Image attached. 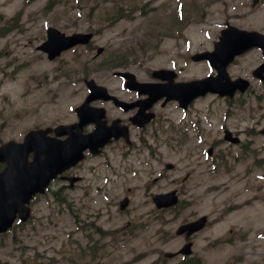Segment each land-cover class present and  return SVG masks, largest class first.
Instances as JSON below:
<instances>
[{"label": "rangeland", "instance_id": "374dc122", "mask_svg": "<svg viewBox=\"0 0 264 264\" xmlns=\"http://www.w3.org/2000/svg\"><path fill=\"white\" fill-rule=\"evenodd\" d=\"M51 1L0 0V27L16 25L0 38V141L19 138L28 127L46 123L53 115L69 120V107L82 97L70 91L67 78H61L60 82L51 78L50 85L43 83L40 88L37 85L39 81L36 83L34 80L43 73L52 77L55 68L52 62L37 61L35 66L40 68V74H36L38 69L35 70L30 61L27 63L34 52L30 43L34 39L35 44L40 43L38 35L47 25L69 33L86 30L97 33L94 44L105 47V53L96 60L93 59L95 48L93 51L80 49L69 53L66 55L67 67L73 66L71 61L74 58H79L80 63H94L98 69L91 76L107 87L114 86L113 82L118 86L115 77L111 76L116 66H101L108 58L116 60L122 69L128 67L142 79L151 78V72L156 68L174 66L181 79L201 78L211 72V68L204 62L190 60V56L213 49L226 19L231 18L233 24L253 22L264 25V3L255 11L247 6L249 0H53L48 8ZM240 13L243 16L237 20ZM178 14L180 21L188 17L184 28L178 31V35L179 25L166 33L175 23L178 24L175 16ZM163 29L168 30L158 33ZM122 58L128 62L126 66H122ZM255 61L254 55L246 58L248 65ZM19 65L23 66L24 81L7 78L4 71L11 72ZM26 86L33 87L34 91L30 100L23 103L20 93L21 90L26 93ZM244 95L233 102L216 96L200 99L192 111L194 131L197 126L201 129L195 134L206 137L207 142L220 138L224 128L240 135L242 147L220 145L216 158L223 156L224 164L217 168L211 163L209 168L203 163L189 182L190 186H170L169 182L175 178L173 173L158 186H131L137 207L135 212L131 209L129 215L118 213L116 201L110 202L113 203L112 208L107 207L104 199L91 200V196L96 198L95 192L89 198L79 200L81 189L68 191L62 186H54L55 194L62 189L63 195L57 194L61 201L55 200L53 191L50 197L41 200L35 211L37 224L18 228V241L10 240L0 252L2 262L153 264L163 256V252H173L182 246V239L175 236V230L182 221L201 215H208L211 219L210 227L198 235L195 242L194 254L202 264H253L260 261L257 255L264 257V134L261 133L264 128V91L253 90ZM191 144L195 150L196 143ZM187 152L191 154L193 147L180 150V153L163 149L162 154L168 161H178L176 174L183 175L188 163ZM193 159V163H197V155ZM176 187L180 190L182 207L176 214L177 220L165 228L172 232L170 240L161 239L163 235L158 230L164 227H160L161 223L153 217L160 215L154 212L151 197ZM83 189L90 190L87 186ZM120 189L121 186L118 190L112 189L111 197L118 198ZM63 200L71 205L67 207ZM101 210L103 215L97 222L106 229L124 226L128 216L133 215H140L146 227L135 236L122 238L113 253L86 252L80 256L77 244L87 239L85 232L77 234L74 215L76 213L80 220L85 221L87 211ZM230 228H234L236 233H230ZM225 232L232 241L223 240ZM86 233L95 241H104L92 230ZM177 260L166 259L163 264H176Z\"/></svg>", "mask_w": 264, "mask_h": 264}, {"label": "flooded vegetation", "instance_id": "af4514ba", "mask_svg": "<svg viewBox=\"0 0 264 264\" xmlns=\"http://www.w3.org/2000/svg\"><path fill=\"white\" fill-rule=\"evenodd\" d=\"M38 49L39 48H37V50ZM42 55L44 56V54ZM259 65L260 63L246 70L243 62L239 63L237 67L240 75L238 76L248 78L250 75H254V70ZM247 74H249V76H247ZM68 78L70 91L82 96L80 101L76 104V107H79L84 101L88 99L90 95V88L86 85L87 80H82L78 73L69 76ZM117 79H119L124 84V79L121 77H117ZM57 81L60 82V79ZM141 81L163 82L150 80L148 78H143ZM262 85H264V81L262 82ZM108 91L109 94L124 103H119L114 98L92 99L88 104V111L77 112L75 114V118L69 121L70 123L68 122L66 124L72 125L78 122V120H80L83 116L86 117L89 122L81 127L80 133L83 134V136L93 133L97 126H100L101 133H105L107 130L110 132L111 129V131H115L118 134L117 137L110 135L111 137H109L110 139L108 143L105 145H100L96 151V154H93L87 150L85 152V157L76 166L67 169L62 174L52 179L49 186H63L65 188L68 186H77L78 189H82L84 186L89 184L92 185L99 180L100 182L98 184L102 185L124 186L126 178H124L122 173H128L125 172L124 169L125 167L131 165V163L128 162L129 157L138 158L142 156L143 158H138V165L146 169L147 173L154 175L153 182L143 183L142 186H157L162 181L167 180L166 172L175 171L177 169L175 164L172 167H169L170 165L164 162V157L161 153L163 149L173 151L179 148L185 149L188 147L187 145L173 144V136H170L167 131L164 130V120L165 118H169L172 114L170 107L172 102L165 100V98L160 99L149 109L145 110V115L146 113H154L155 117L149 123L141 127V125H135L133 123V119H137V121L140 122L139 120L142 118L141 113L143 108H146L150 104V102L147 100L148 96L145 94H140L136 90L127 89L124 86H121V88H119V86H115L112 89L109 86ZM96 108H98V110H96ZM59 124L47 125L41 128H55ZM34 127H32V129ZM160 130L166 132V136H160L159 132L162 133ZM48 134L50 136L56 135L54 130L50 131ZM59 138L64 139L65 136ZM145 154L147 155L146 158ZM190 155V152H187V158ZM159 165L165 167V169L155 172L154 168L159 167ZM4 166V164H0V172L4 169ZM189 167L191 168L186 172L187 176H176L169 182V185L188 186V181L190 180L192 171L194 169L191 162H189ZM100 173H104L102 174L103 177H96ZM72 179H75L76 181L72 182ZM125 197L126 195H122L121 198L117 200V210L121 212V214L129 215L131 207H127L124 211L120 209V202ZM130 204L131 200H129V206ZM161 218L162 217L160 216V219ZM91 221V229H94L96 235H98L99 238L104 241H95L91 236L88 235V233H84L87 241L78 244L79 248L81 250L85 249L91 253L99 251L107 253L113 252L115 249L114 231L107 233L109 230H107L102 224L98 225L99 222L95 221L94 219ZM18 224V220L16 219L12 226L13 228L5 234H0V238L13 233L14 228H17ZM125 224L132 228H141L143 226L140 215H133L129 217L125 221ZM230 231L232 232L233 230ZM81 232L83 231H80L79 234Z\"/></svg>", "mask_w": 264, "mask_h": 264}, {"label": "water", "instance_id": "95a60500", "mask_svg": "<svg viewBox=\"0 0 264 264\" xmlns=\"http://www.w3.org/2000/svg\"><path fill=\"white\" fill-rule=\"evenodd\" d=\"M52 30V29H51ZM54 34L50 36V41L47 43V47L52 53H56L55 51H59L62 48H67L79 40H74V37L66 38L65 41L61 39V35L53 30ZM258 35L257 33H245L240 32L237 29L229 28L226 31L222 32V36L220 37L221 41L216 44V50L212 53H203L197 54L194 59H208L212 66L218 68L219 75L216 78H208L203 81H198L192 83L186 87H184L180 91L172 90L173 93L181 95L182 97H193L200 93H205L207 90H212L219 92L221 95L225 94L227 91L233 89L227 84L222 83L224 78H227L225 73V68L230 59L239 51H241V45L245 44L244 47H249L252 45H258L259 42L255 37ZM80 36V35H76ZM70 41V42H68ZM225 86H228L226 88ZM132 87H136L133 86ZM156 93V91L154 92ZM237 141V140H235ZM32 149V143H30L29 138L27 137L24 143H14L10 142L5 144L3 147L0 148V153H5V157L11 159L13 162V167L18 173L17 185L14 187V191L18 193V204L21 207L24 202L28 201V196L33 191V186L29 185V173H30V165L27 163V156L29 151ZM12 164L10 165V168ZM38 183H41L38 181ZM37 189L41 186H35ZM155 202L158 207H167L172 204H175L178 200L175 192L169 194H161L155 197ZM206 217H202L196 222L190 223L189 225L182 226L179 229V233H183L186 229H199L205 222Z\"/></svg>", "mask_w": 264, "mask_h": 264}]
</instances>
